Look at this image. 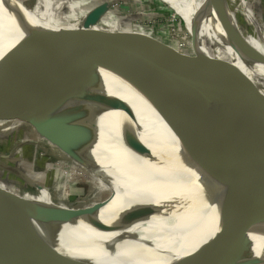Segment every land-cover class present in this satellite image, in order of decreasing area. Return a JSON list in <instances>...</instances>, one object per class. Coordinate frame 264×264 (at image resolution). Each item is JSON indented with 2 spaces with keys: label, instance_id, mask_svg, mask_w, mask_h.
I'll list each match as a JSON object with an SVG mask.
<instances>
[{
  "label": "water",
  "instance_id": "1",
  "mask_svg": "<svg viewBox=\"0 0 264 264\" xmlns=\"http://www.w3.org/2000/svg\"><path fill=\"white\" fill-rule=\"evenodd\" d=\"M0 2L5 19L13 24L11 33L0 35V48L14 43L15 31L17 38L28 32L45 37L49 43L48 52L39 47L34 54H27L24 41L17 40L0 57V122L30 124L70 161L95 175L91 172L94 166L116 171L128 159L124 150L120 155L114 146L111 150V136L102 133L109 123H102V117L116 116V129L125 151L165 168L161 177L150 178L157 182L150 181L149 187L128 184L93 208L75 209L54 200V205L46 204L0 189V232L10 244L15 264H102L88 230L135 238L127 235L126 225L107 222L117 209L122 207L123 214L156 198L163 199L157 204L164 207L188 208V200L182 195L166 197L172 188V176L182 171H191L195 180L218 181L228 192L256 191L264 185V122L254 113L249 95L241 93L235 104L249 111L250 117L246 118L251 120L235 125L216 116L225 106L222 103H233L230 97L236 89L232 83L253 88L251 80L232 78L212 60L203 66L175 67L162 57L165 53L160 46L141 60L139 51L132 52L124 46L116 49L111 44L104 47L85 38L105 17L106 5L96 6L86 14L75 31L78 36L70 39L64 30L48 28L22 2ZM137 40L141 38L137 36ZM249 49L264 64V57ZM100 63L133 75L146 91V104L172 134V145L166 144L156 152L142 142L136 111L124 99L109 93L97 68ZM174 71L184 75L174 77ZM182 177L184 182L189 181L187 176ZM162 185L167 186L166 191L158 190ZM36 190L46 191L41 186ZM213 200L224 259L199 252L174 264H256L247 225L233 223L231 207L223 198Z\"/></svg>",
  "mask_w": 264,
  "mask_h": 264
},
{
  "label": "bare ground",
  "instance_id": "2",
  "mask_svg": "<svg viewBox=\"0 0 264 264\" xmlns=\"http://www.w3.org/2000/svg\"><path fill=\"white\" fill-rule=\"evenodd\" d=\"M17 2V0H9L10 5H16ZM184 3L186 4L180 6V16L192 34L194 32L198 36L202 46L207 50V55L215 58L221 68L232 78L252 80L264 87V64L253 57L254 52L249 51L251 46L247 42L245 44L240 38L242 34L237 29L236 17L226 0H189L187 2L184 0ZM33 12L43 21L39 14ZM5 17V11L0 2V35L7 31L11 33L13 29V24ZM83 18L84 16L73 25V28H79ZM105 21L107 20L104 18L103 22ZM44 22L46 26H49L48 28L52 29L51 22L47 23L45 20ZM13 34L16 39L14 43L17 40L24 41L27 54H34L39 47L46 52L49 51V43L45 37L26 32L17 38L16 31ZM14 43L0 48L2 49L0 57ZM97 68L106 81L109 93L124 99L136 111L142 127L140 132L142 142L156 152L163 150L166 144L172 145L174 141L172 134L154 110L146 104L143 99L147 96L146 91L137 84L133 75L101 63ZM104 121L109 123L105 124ZM101 122L107 126L102 131L103 136H111V150L114 146L119 155L120 150H124L128 159L125 166L116 171L94 166L91 172L95 173L92 176L96 180L98 189L110 190L114 193L131 183L149 187L150 181L157 182L150 178L161 177L165 168L146 162L132 152L125 151L116 129L118 124L116 116L105 115ZM56 150L68 159L60 149ZM183 175L187 176L188 182H184ZM171 184L172 188L166 197L171 199L182 195L188 200V208L164 207L160 203L157 204L163 199L156 198L155 202L146 200L123 214H120L123 211L121 207L108 219L107 222L110 224L129 227L127 235L136 236L135 238L103 235L88 230L91 233L92 243L98 249V260L102 264H174L199 252L224 259V251L218 240L220 221L214 205L215 197L223 198L225 203L230 205L234 224L247 225L248 235L254 242L256 250L258 259L256 264H264V185L256 191L228 192L218 181L195 180L191 171L188 170L176 176L173 175ZM158 190L166 191L167 186L162 185ZM28 199L54 205L53 196L47 191L38 190L37 194L30 195ZM0 264H15L11 256L10 244L1 232Z\"/></svg>",
  "mask_w": 264,
  "mask_h": 264
},
{
  "label": "rangeland",
  "instance_id": "3",
  "mask_svg": "<svg viewBox=\"0 0 264 264\" xmlns=\"http://www.w3.org/2000/svg\"><path fill=\"white\" fill-rule=\"evenodd\" d=\"M17 1L35 11L47 23L51 22L52 29L64 30L62 32L70 39L78 36L74 24L94 7L106 5L104 18L107 21L103 22V18L88 31L85 38H91L104 47L111 44L116 49L124 46L126 50L139 51L141 60L156 51V46H160L165 53L162 57L180 68L203 66L209 60L217 64L215 58L207 55L198 36L194 32L192 34L180 16V6L186 4L184 0ZM226 3L236 17L243 40L264 57V0H226ZM137 36L141 40H137ZM89 50L93 53V50ZM172 75L181 77L184 73L174 71ZM251 82L252 89L245 84L232 83L231 86L236 89L230 97L233 103H222L225 106H222L224 108L219 114L216 113L217 119L220 117L235 125L251 120L246 118L250 117V112L235 104L241 99L240 94L246 93L254 113L262 117L264 122V87ZM191 95H194L193 89ZM42 138L26 122H0V189L28 199L30 195L37 194L36 187L41 186L53 196L56 203L75 209L93 208L111 197L112 191L98 189L90 172L83 171L64 158L52 144Z\"/></svg>",
  "mask_w": 264,
  "mask_h": 264
}]
</instances>
